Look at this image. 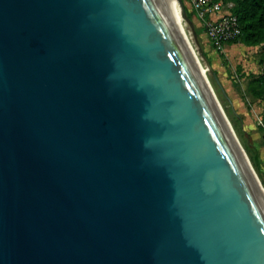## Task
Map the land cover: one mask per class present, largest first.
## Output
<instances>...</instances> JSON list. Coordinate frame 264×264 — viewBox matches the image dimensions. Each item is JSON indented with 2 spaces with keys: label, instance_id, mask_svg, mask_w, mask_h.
Segmentation results:
<instances>
[{
  "label": "water",
  "instance_id": "95a60500",
  "mask_svg": "<svg viewBox=\"0 0 264 264\" xmlns=\"http://www.w3.org/2000/svg\"><path fill=\"white\" fill-rule=\"evenodd\" d=\"M0 264H264V190L165 0H0Z\"/></svg>",
  "mask_w": 264,
  "mask_h": 264
},
{
  "label": "rangeland",
  "instance_id": "374dc122",
  "mask_svg": "<svg viewBox=\"0 0 264 264\" xmlns=\"http://www.w3.org/2000/svg\"><path fill=\"white\" fill-rule=\"evenodd\" d=\"M219 1L231 4L232 11L245 7V0ZM181 2L190 13L185 28L207 70L208 85L264 190V43H236L217 51L189 0Z\"/></svg>",
  "mask_w": 264,
  "mask_h": 264
},
{
  "label": "built area",
  "instance_id": "2783aa9c",
  "mask_svg": "<svg viewBox=\"0 0 264 264\" xmlns=\"http://www.w3.org/2000/svg\"><path fill=\"white\" fill-rule=\"evenodd\" d=\"M189 3L204 23L207 40L217 51L224 50L240 36V24L231 4L218 0H189Z\"/></svg>",
  "mask_w": 264,
  "mask_h": 264
},
{
  "label": "trees",
  "instance_id": "16d2710c",
  "mask_svg": "<svg viewBox=\"0 0 264 264\" xmlns=\"http://www.w3.org/2000/svg\"><path fill=\"white\" fill-rule=\"evenodd\" d=\"M219 1V0H218ZM185 10V16L190 19V13ZM238 18L241 34L227 45L241 43L248 47L264 43V0H245V7L241 11H232Z\"/></svg>",
  "mask_w": 264,
  "mask_h": 264
},
{
  "label": "bare ground",
  "instance_id": "6f19581e",
  "mask_svg": "<svg viewBox=\"0 0 264 264\" xmlns=\"http://www.w3.org/2000/svg\"><path fill=\"white\" fill-rule=\"evenodd\" d=\"M165 2H166V4H167V6L169 7L171 13L173 14V16H174V18H175V20H176V22H177V24H178V26H179V28H180L182 34H183L185 40L187 41V43H188V45H189V47H190V49H191V51H192V53H193L195 59H196L198 65H199V68H200V70H201V72H202V74H203V76H204V78H205V80H206V73H207V70H206V68L204 67V65H203V63H202L200 57H199L198 54L196 53V51H195V49H194V47H193V45H192V43H191L190 36H189V34H188V32H187V30H186V28H185V21H184L183 18L181 17V14H180L179 8H178V6H177V3H176L174 0H165ZM207 84H208V82H207Z\"/></svg>",
  "mask_w": 264,
  "mask_h": 264
}]
</instances>
